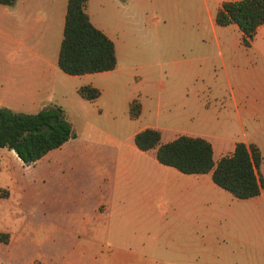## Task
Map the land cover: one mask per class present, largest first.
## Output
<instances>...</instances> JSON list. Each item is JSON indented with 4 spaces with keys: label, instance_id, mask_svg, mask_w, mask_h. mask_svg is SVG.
I'll return each instance as SVG.
<instances>
[{
    "label": "crops",
    "instance_id": "crops-1",
    "mask_svg": "<svg viewBox=\"0 0 264 264\" xmlns=\"http://www.w3.org/2000/svg\"><path fill=\"white\" fill-rule=\"evenodd\" d=\"M136 1H86L92 24L113 41L117 64L79 75L67 74L57 64L68 0L0 4V107L25 113L50 103L63 107L74 137L34 163L44 162L54 202L67 225L80 231L75 244L124 243L126 248L99 253L101 259L117 262L157 258L173 264H264L258 207L264 198L262 154L255 169L260 193L246 199L253 200L251 212L247 210L250 237L242 223L230 225L238 216L246 218L245 209L232 210L236 197L216 185L211 172L182 173L159 163L156 148L143 151L133 141L145 128L158 130L161 143L178 135L196 136L186 128L194 123L195 92L188 99L181 90L178 102L175 97L165 103L160 89L166 81L175 87L189 83L192 89L206 83L225 93L243 129L241 140L199 135L212 144L218 155L214 162L230 154L237 141L255 144L261 152L264 146L246 138L245 125L264 123V23L245 46L236 24L215 23L216 11L229 0H212L213 9L208 0H141L138 9L156 11L150 26L144 25L146 17L137 20L142 27L135 25ZM124 37L125 43L118 40ZM131 83L141 91L131 89ZM85 85L99 90L97 98L79 94ZM135 98L140 114L132 118L129 107ZM221 116L226 117L224 111ZM55 263L53 257L34 255L14 264Z\"/></svg>",
    "mask_w": 264,
    "mask_h": 264
},
{
    "label": "trees",
    "instance_id": "trees-1",
    "mask_svg": "<svg viewBox=\"0 0 264 264\" xmlns=\"http://www.w3.org/2000/svg\"><path fill=\"white\" fill-rule=\"evenodd\" d=\"M14 1L0 0V4L11 5ZM86 1L67 2L57 64L70 75L112 70L117 64L113 41L92 24L84 9ZM214 20L221 26L236 24L242 32V43L248 46L257 28L264 23V0L223 1ZM78 92L87 100H94L100 93L88 85L80 86ZM129 111L132 118L139 116L137 98L131 101ZM71 137L74 133L59 104L50 103L36 113L0 107V147L12 150L26 165L33 164ZM133 141L143 151L156 148L159 163L182 173L211 172L213 182L236 198H250L260 193L255 169L262 156L255 144L237 141L230 154L214 162L212 144L200 136L178 135L161 143L158 130L145 128L134 135ZM7 239L8 234H0L1 241Z\"/></svg>",
    "mask_w": 264,
    "mask_h": 264
},
{
    "label": "rangeland",
    "instance_id": "rangeland-1",
    "mask_svg": "<svg viewBox=\"0 0 264 264\" xmlns=\"http://www.w3.org/2000/svg\"><path fill=\"white\" fill-rule=\"evenodd\" d=\"M140 1H136L135 25L142 27L141 21L137 22V20L146 17L144 18V25L150 26L152 23L151 18L156 15V11L154 8H147L144 11L138 9L137 3H140ZM208 1L213 9L214 2L211 3L212 0ZM120 12L125 15L124 9H120ZM118 40L123 43L126 41L125 37L122 39L118 38ZM189 85V83H186L184 86L175 87L174 85H168L166 81L165 87L162 88L163 90L160 89L165 103L175 97V102H178L181 90H183L182 93L188 99L192 90L195 92L193 95L198 97L199 102L190 117V120L194 122L193 125L186 127L189 135L199 136L207 134L211 137L213 136L215 140H221L222 138L241 140L243 138V129L238 125L239 121L236 117V111L232 110L227 99L223 98V96H226L225 93L221 95L218 91H214L207 86L206 83H199L193 89ZM129 87L137 91V93L141 91V88L134 83H131ZM186 92L189 94H186ZM192 104L195 105V103ZM219 110L221 113L218 112ZM223 111L226 117L221 116ZM182 125H185V123L181 122V127ZM245 126L246 138L256 140L261 146H264V123L263 125H257L255 120ZM255 129L258 132H254ZM260 153L264 156V149ZM213 156L217 158L218 155L215 152ZM45 172L44 162L26 165L18 159L12 150L0 147V234H8L6 241L0 240V261L14 264L20 261V258L26 261L34 255H41L53 257L58 261L55 264H173V262L168 263L164 259L158 260L157 258L146 261L141 259L140 261L129 263L104 260L101 259L102 256H99L100 251L109 250L114 246L126 248L124 243H114L111 246L110 242L102 240L94 246L75 244L74 239L79 237L81 233L73 226H68L67 223L69 224V221L63 219L65 213L54 202L52 197L54 191L53 189L49 191L50 184L47 183V174ZM50 179H52V176ZM246 199L233 198L235 203L231 206L233 207L232 210L241 211L245 209L246 218L240 219L238 216L237 219L230 222V225L238 227L242 223L241 227L244 230V234L252 237L250 224H247V210L251 212L250 208H253L251 201L253 200ZM263 199L260 198L258 207L262 209L260 239L264 248ZM29 241L38 246L30 245ZM16 255H18V258H16Z\"/></svg>",
    "mask_w": 264,
    "mask_h": 264
}]
</instances>
